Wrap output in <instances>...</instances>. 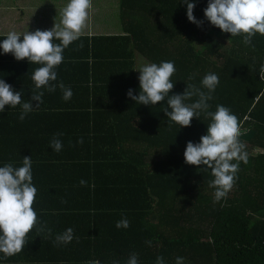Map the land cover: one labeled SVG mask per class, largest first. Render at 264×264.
<instances>
[{"label":"trees","instance_id":"1","mask_svg":"<svg viewBox=\"0 0 264 264\" xmlns=\"http://www.w3.org/2000/svg\"><path fill=\"white\" fill-rule=\"evenodd\" d=\"M189 2L202 26L188 20L184 0H118L124 33L81 35L63 52L52 83L72 90L69 101L57 86L44 90L43 103L23 121L19 105L0 113V167H21L31 157L38 190V224L23 249H46L72 228L74 238L62 249L74 264H127L132 254L138 264H156L157 257L164 264L177 257L184 264H264V35L246 45L206 19L209 0ZM142 60L174 62L169 95L183 94L187 84L207 92L203 77L218 75L208 111L231 110L248 153L226 199L214 203L211 169L185 163L187 142L207 134L206 113L181 127L164 112L167 98L151 106L127 95L140 94ZM40 66L0 48V79L22 93V102L31 99V76ZM54 136L63 143L58 153L50 147ZM125 217L129 227L117 228Z\"/></svg>","mask_w":264,"mask_h":264},{"label":"clouds","instance_id":"2","mask_svg":"<svg viewBox=\"0 0 264 264\" xmlns=\"http://www.w3.org/2000/svg\"><path fill=\"white\" fill-rule=\"evenodd\" d=\"M184 2L187 4L188 20L202 26L203 21H198L193 14L196 5L189 0ZM90 7L91 0H69L62 10L60 24H55L52 29H37L34 33L27 31L22 34V41L21 35L15 31L7 33L6 39L0 42L4 54L11 53L17 61L27 59L31 64L41 66L31 76L34 88L31 99L27 102H22L20 91H15L12 85L0 79V113L5 111V106L16 108L19 105L21 113L18 118L23 121L34 108L43 103L44 90L54 92L57 86L63 92L64 101L71 99L73 92L70 88H66L62 82L59 85L52 82L57 80L56 68L63 62L64 50L81 37ZM204 14L211 25L224 33H231L232 37L242 36L246 45H251L252 38L257 33L264 35V0H209ZM138 71L140 94L134 95L132 89L127 93L136 103L155 106L167 98L164 112L170 122L181 127H190L193 117L199 118L201 112L210 118L207 134L201 136L199 143L187 142L184 158L189 165H204L211 169L214 179L209 181V186L215 189L214 203L226 199L239 171V162L248 163V153L244 150L245 145L238 139V118L231 110L217 105L215 112L208 111V101L213 98L212 93L219 84L218 75L209 73L203 77L201 85L207 92L187 84L183 94L169 95L174 88L170 79L176 71L174 62L146 64ZM259 74L261 80H264V65H261ZM194 96H198L194 103H185ZM33 101L38 103L34 106ZM59 135L62 133L57 134ZM57 136L51 140L50 147L58 153L62 150L63 143ZM78 143L82 144L83 139ZM80 185L86 186L87 182L81 180ZM37 191L33 184L31 157H23L21 167H13L11 163L0 167V253L5 258L23 250L26 236L38 224L37 213L33 208ZM129 224L125 217L117 221L116 227L126 229ZM73 238L74 230L68 228L56 236L55 242L66 245ZM147 243L150 245L151 241ZM92 264H99V261ZM127 264H138L137 255L132 254ZM156 264H164L163 257H157ZM176 264H184V258L177 257Z\"/></svg>","mask_w":264,"mask_h":264},{"label":"crops","instance_id":"3","mask_svg":"<svg viewBox=\"0 0 264 264\" xmlns=\"http://www.w3.org/2000/svg\"><path fill=\"white\" fill-rule=\"evenodd\" d=\"M69 0H0V35L11 31L22 35L29 31L50 30L60 24L61 13ZM118 0H91L86 26L81 35L106 33L122 34L120 27ZM12 149H18L19 143L14 141ZM46 241V240H43ZM46 249L37 244L32 249H23L18 254L3 258L5 264H74L75 259L67 258L65 244L49 241ZM27 251L26 255L25 252Z\"/></svg>","mask_w":264,"mask_h":264},{"label":"rangeland","instance_id":"4","mask_svg":"<svg viewBox=\"0 0 264 264\" xmlns=\"http://www.w3.org/2000/svg\"><path fill=\"white\" fill-rule=\"evenodd\" d=\"M51 1H53V0H51ZM143 65H146V63L142 60V61L140 62V65H139V69H140ZM139 76H140V75H139Z\"/></svg>","mask_w":264,"mask_h":264}]
</instances>
